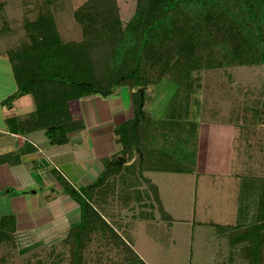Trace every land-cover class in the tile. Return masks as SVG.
<instances>
[{"label": "rangeland", "instance_id": "obj_1", "mask_svg": "<svg viewBox=\"0 0 264 264\" xmlns=\"http://www.w3.org/2000/svg\"><path fill=\"white\" fill-rule=\"evenodd\" d=\"M84 2L0 0V54L4 55L0 56V98L17 89L10 57L36 51L30 48L33 21L40 14H53L64 40L80 39L82 26L75 20L74 11ZM117 3L125 25L134 15L137 0ZM200 67L189 73L175 68L163 78L156 77L144 95L148 127L162 129L157 132V141L146 130L144 148L156 143L153 148L157 154L156 161L150 162L152 156L144 164L175 170L148 169L144 173L160 186L163 207L169 215L160 216L162 212L150 195L147 198L150 191L140 177L143 202L132 199L130 204L135 208L131 209L126 200L130 187L122 183L121 175V180L114 176L116 183L107 193L110 206L99 211L147 264H258L260 256L250 251L248 245L252 243L243 235L252 231L251 240L257 227L261 229L258 210L264 181V125L252 108L264 101V64ZM111 94L110 101L122 98L126 104L133 102L128 85H120ZM13 101L6 107L10 108ZM223 141L219 148L222 155L215 157V146ZM162 147L168 151L165 165L160 160L165 152ZM142 151L147 155V150ZM212 165L214 171L210 170ZM142 207L153 217L140 219ZM227 222L236 227L226 226ZM254 224L257 227L253 230ZM92 225L84 264H142L100 219ZM71 253V246L64 241L31 250L6 242L0 243V264H70Z\"/></svg>", "mask_w": 264, "mask_h": 264}, {"label": "trees", "instance_id": "obj_2", "mask_svg": "<svg viewBox=\"0 0 264 264\" xmlns=\"http://www.w3.org/2000/svg\"><path fill=\"white\" fill-rule=\"evenodd\" d=\"M43 15L40 14L31 26L33 45L30 48L36 51L27 50L10 57L18 89L3 102L7 104L13 101L20 92L32 95L36 105V110L26 120L8 118L10 130L23 132L44 128L53 144L65 143L69 132L83 127L70 114V99L93 93H111L120 85H128L132 91L134 116L116 127L115 133L123 146V152L133 148L147 150V155L144 154L143 158L139 157L137 162L127 166L118 162V158L115 163L108 161L109 167L94 183L77 189L64 183L65 189L81 207L80 223L71 228L64 242L72 249L70 264H84V249L90 241L95 219H100L117 239H122L99 211L110 206L107 193L116 183L115 180H109L110 176L119 178L121 175L123 179H119L123 180L122 183L129 185L131 195H127L126 200L131 209L135 208V205L130 204L132 199L143 202L138 181L140 177L150 191L147 198L150 195L152 203L162 212L160 216L169 215L163 207L158 186L144 174L145 160L149 162V158L154 156L150 162L156 161L153 147L157 144H153L149 156V148H144L142 143L143 136L148 129L153 140L157 141L162 132L159 126L148 127L149 119L143 107L146 86L154 78H163L175 68L178 72L189 73L202 65L264 64V0H137L134 15L125 25L117 0H86L74 11L75 20L82 26V37L69 41L61 37L53 14ZM253 109L264 125V101ZM145 121L148 123L145 124ZM164 136L169 137L165 132ZM164 151V156L160 158L163 164L168 153ZM2 159L4 157H0ZM148 168L173 170L163 165ZM125 174L136 177L127 178ZM135 181L138 182L133 184ZM259 203L258 221L261 229L254 224L252 229L257 227L258 231L252 235V239L248 238L252 231L243 237L252 243L248 245L250 251L260 256L258 264H263L264 181ZM145 210L142 207L139 216L152 218L149 210ZM15 229L14 215L1 216L0 243L15 244ZM122 242L135 259L147 264L131 250L126 241L122 239Z\"/></svg>", "mask_w": 264, "mask_h": 264}, {"label": "crops", "instance_id": "obj_3", "mask_svg": "<svg viewBox=\"0 0 264 264\" xmlns=\"http://www.w3.org/2000/svg\"><path fill=\"white\" fill-rule=\"evenodd\" d=\"M17 89L0 98V157H4L0 160V217L15 216L14 240L21 249L31 250L64 241L71 228L80 223V204L65 190L64 183L73 189L94 183L109 167V160L115 163L118 158V162L127 166L143 158L144 153L135 148L123 152L115 129L134 116V105L126 104L120 97L119 102L110 101L113 92L68 101L72 118L83 127L69 132L65 143L53 144L44 128L12 132L8 118L25 119L36 110L33 96L20 92L11 107H6L3 100ZM223 145L224 141L215 146V157L222 155L219 148ZM150 150L151 147L149 156ZM145 168L146 172L149 168ZM210 170L214 171L213 165ZM109 180L114 181V176ZM153 182L162 200L161 188ZM229 225L231 222H227L226 226ZM136 254L144 261L140 253Z\"/></svg>", "mask_w": 264, "mask_h": 264}, {"label": "water", "instance_id": "obj_4", "mask_svg": "<svg viewBox=\"0 0 264 264\" xmlns=\"http://www.w3.org/2000/svg\"><path fill=\"white\" fill-rule=\"evenodd\" d=\"M104 94H107V92H104Z\"/></svg>", "mask_w": 264, "mask_h": 264}]
</instances>
